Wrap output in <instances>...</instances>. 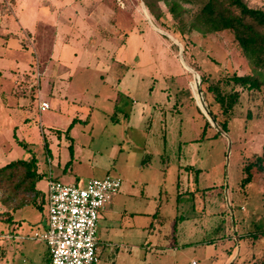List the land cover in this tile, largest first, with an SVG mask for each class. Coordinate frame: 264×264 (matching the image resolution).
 Returning <instances> with one entry per match:
<instances>
[{
    "label": "rangeland",
    "instance_id": "obj_1",
    "mask_svg": "<svg viewBox=\"0 0 264 264\" xmlns=\"http://www.w3.org/2000/svg\"><path fill=\"white\" fill-rule=\"evenodd\" d=\"M178 1L183 22L165 0H0V166L34 155L41 173V195L12 213L16 237L0 239V264H47L33 234L50 177L84 186L107 173L121 185L100 210L96 264H255L264 255V235L254 234L264 230V170L239 185L243 164L262 151L264 85H232L227 130L212 122L208 108L225 118L215 98L231 93L224 79L251 66L229 32H187L203 0ZM12 186L0 187L4 231Z\"/></svg>",
    "mask_w": 264,
    "mask_h": 264
},
{
    "label": "trees",
    "instance_id": "obj_2",
    "mask_svg": "<svg viewBox=\"0 0 264 264\" xmlns=\"http://www.w3.org/2000/svg\"><path fill=\"white\" fill-rule=\"evenodd\" d=\"M187 2L193 0H185ZM168 5L169 13L183 22L182 15L185 8L178 0H165ZM160 18V15H158ZM197 31L201 34L211 32L227 31L231 34L232 39L241 48L242 54L251 66V72L246 74H233L224 79L226 84H231V93L227 98L222 95H215L216 99L223 104L221 114L225 116L219 120L217 115L208 107V112L215 122L223 131L228 128L226 114L229 112L233 103L238 100V92L233 89L232 85H239L242 90L253 92L264 85V8L254 7L248 4L246 0H203L200 8L193 14L187 24V32ZM204 78L201 79V82ZM213 85H208L209 91H214ZM216 89V88H215ZM209 120L206 119L201 136ZM242 176L239 185L244 187L252 178V170H264V142L262 151L256 154L251 160H247L241 168ZM41 173L38 171L36 158L31 155L28 159H16L9 161L0 166V187L5 181L12 183V193L16 199L15 203H8V217L5 221L12 220V213L17 208L25 205L30 195L36 196V182L40 179ZM8 199V197H7ZM5 202H8L6 200ZM38 207L40 203L34 202ZM11 205V207H9ZM255 236L264 235L263 231L255 229ZM47 264H51L49 256ZM231 264H237L232 261ZM245 264V263H242ZM255 264H264V255L257 260Z\"/></svg>",
    "mask_w": 264,
    "mask_h": 264
},
{
    "label": "built area",
    "instance_id": "obj_3",
    "mask_svg": "<svg viewBox=\"0 0 264 264\" xmlns=\"http://www.w3.org/2000/svg\"><path fill=\"white\" fill-rule=\"evenodd\" d=\"M38 107L44 110L49 103L40 100ZM120 185L121 178L110 174L84 186L48 179L46 226L33 235L45 242L51 264L97 263V220Z\"/></svg>",
    "mask_w": 264,
    "mask_h": 264
},
{
    "label": "crops",
    "instance_id": "obj_4",
    "mask_svg": "<svg viewBox=\"0 0 264 264\" xmlns=\"http://www.w3.org/2000/svg\"><path fill=\"white\" fill-rule=\"evenodd\" d=\"M39 103V102H38ZM66 167L64 166V169H65ZM108 174V173H107ZM106 174V175H107ZM60 178L61 179H64L66 182H64V183H71V182H74V181H72V178H65V176L64 175H62V176H60ZM89 180V179H88ZM76 183V182H75ZM78 184V183H77ZM41 195V192H37V194H36V196L37 197H39ZM45 198H46V202H47V190H46V194H45ZM44 200V197L43 198H41L40 199V201H37V203H40L41 204V202ZM104 208V207H103ZM101 209L102 211L104 210V209ZM100 217H101V213H100ZM46 218H47V216H46ZM44 219L43 220V223L40 225V227L36 230V231H38V230H41V229H43L45 226H46V221H47V219ZM5 224L6 225H8V230L7 231H4V229H2V228H0V239H9V238H11V237H14L15 235H14V233L16 232V229H15V227H16V223L14 224L13 223V217H12V220L11 221H6L5 222ZM18 226H20V224L18 225ZM19 228V227H18ZM16 237V236H15ZM98 238V237H97ZM1 247H3L2 245H1V243H0V248ZM2 250H5V247H3L2 248ZM232 252V251H231ZM233 253H230L229 254V256L231 257V255H232ZM47 257H48V252H47Z\"/></svg>",
    "mask_w": 264,
    "mask_h": 264
},
{
    "label": "water",
    "instance_id": "obj_5",
    "mask_svg": "<svg viewBox=\"0 0 264 264\" xmlns=\"http://www.w3.org/2000/svg\"><path fill=\"white\" fill-rule=\"evenodd\" d=\"M161 32H163V31H161ZM163 33H165V32H163ZM192 71H193V70H192ZM193 72H194V71H193ZM198 83H199V82H198ZM197 92H198V94H200V95H201V90H200L199 88H197ZM201 98H202V96H201ZM206 113H207V115H208L209 119H210V120H212V118L210 117V114H209V112L207 111ZM232 261H233V260H232ZM232 261H231V262H232ZM231 262H230V263H231Z\"/></svg>",
    "mask_w": 264,
    "mask_h": 264
}]
</instances>
